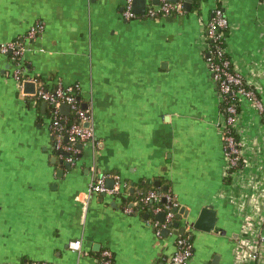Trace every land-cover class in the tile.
<instances>
[{"label": "crops", "instance_id": "obj_1", "mask_svg": "<svg viewBox=\"0 0 264 264\" xmlns=\"http://www.w3.org/2000/svg\"><path fill=\"white\" fill-rule=\"evenodd\" d=\"M124 4L0 0V45L23 41L28 77L47 88L79 85L96 138L66 169L52 150L47 107L33 103L37 84L26 82L21 93L14 64L0 53V264H101L104 250L112 264H165L178 229L159 238L151 224L159 215L125 212L157 182L189 217L207 205L217 213L212 232L176 220L183 235L190 229L191 264H264L250 258L264 255V0H223L227 52L262 105L241 101L235 129L243 166L232 174L206 61L215 1L131 21L121 17ZM37 23L44 31L27 40ZM102 177L106 187L120 182V193H88ZM75 240L81 252L70 250Z\"/></svg>", "mask_w": 264, "mask_h": 264}, {"label": "built area", "instance_id": "obj_2", "mask_svg": "<svg viewBox=\"0 0 264 264\" xmlns=\"http://www.w3.org/2000/svg\"><path fill=\"white\" fill-rule=\"evenodd\" d=\"M186 0H177L175 3L169 0H158V5H149L146 7L144 14H138L134 11V0H125L124 8L121 17L125 21L137 20L147 18L150 20L163 19L165 17H172L184 13V3ZM215 6L212 10V18L208 21L206 27V42L207 51L211 47L209 39L215 42L214 48L206 56L209 70L211 72L213 81L218 91L220 103L229 95L240 102L242 100H251L262 109L256 92L254 90L246 89L243 85L245 79L235 69L229 57L226 47L227 35L224 30L230 29V24L223 6V0H214ZM44 31V25L37 23L30 28L26 34V39L32 41L36 39ZM25 51L23 41L14 40L0 45V53L9 57L14 64L13 78L17 82L19 90L24 94V86L26 82H34L37 84L36 93L33 95V103H45L49 114L47 116L49 123V132L51 138L54 137L52 150L54 152H64L66 156H62L65 162L71 166L76 165L79 155L81 153L80 146L86 145L90 142H95V129L92 125L91 111L84 108L79 98V85L62 86L58 85L53 89L47 88L45 84L32 80L27 75V68L25 66ZM211 53L213 56H211ZM228 56V57H227ZM233 65V66H232ZM247 83V82H246ZM27 96V95H26ZM63 105L69 106V114L75 118V122L69 127H66L68 115L61 113ZM227 113L223 114L224 119L218 124L219 130L222 134L224 154L226 156L227 172L231 167H237L241 162L240 155V141L235 138L232 131L236 132L240 111L234 104L227 107ZM231 129V131L229 130ZM237 134V132H236ZM106 178L102 177L91 183L88 187L90 194H109L111 196L120 193V182H116L112 189H108L105 185ZM163 201L164 207L157 206L153 209L154 215L164 214V220L152 221L151 224L155 228L157 237L161 238L163 231L171 229L176 222V209L179 210L178 204L174 196L170 192H158L150 190L145 195L139 197L130 207L125 208L128 214L140 213L143 206L150 203ZM187 230V229H186ZM190 231V229H189ZM189 231L187 234L178 237L175 243V251L169 257L165 264H191L194 256V247ZM69 248L73 252H81L82 241L75 240L69 244ZM260 257H264L261 253H253L250 258L258 261ZM113 256L110 251L104 250L101 256V264H112ZM26 264H44L40 262H32Z\"/></svg>", "mask_w": 264, "mask_h": 264}, {"label": "water", "instance_id": "obj_3", "mask_svg": "<svg viewBox=\"0 0 264 264\" xmlns=\"http://www.w3.org/2000/svg\"><path fill=\"white\" fill-rule=\"evenodd\" d=\"M169 1L175 3L177 0H169ZM153 3L156 5L159 4L158 0H154ZM191 3H192V0H186L184 5H183L184 10L191 11ZM146 4H147L146 0H134V11L138 14H144ZM26 88H27L26 89L27 92H32V93L34 92L32 85L28 84V85H26ZM83 107L86 108L85 105H83ZM45 109H46V104L43 103L42 104V111L45 112ZM69 112L70 111H69L68 105H63L61 107V113L62 114L68 115ZM81 147L82 146H80V148ZM58 155L66 156L67 154L60 151L58 153ZM52 162L55 164L56 158H53ZM65 167H66V169L72 168V166L69 163H65ZM58 172H59L58 176H61L64 171L60 170ZM106 184H107L108 188H112L114 185V181L112 179H109V180H107ZM155 186H156V188H160V183L157 182ZM175 211L177 212L176 220H180L181 218H184L185 222H186V227L189 225L193 229L199 230V231H204V232L214 231L216 224H217V221H218L217 213H216V211L212 205H207V206L201 208L198 213H195V214L193 213V215H191L190 217H189V211H185V209H179V210L176 209ZM158 219L160 222H162L164 220V214L163 213L160 214L158 216ZM173 227L178 229L177 230L178 231V234H177L178 237L183 236V233L186 230V227L185 228L183 227V229L179 228V223H177V222H175L173 224ZM169 233H170V229H166L163 231L164 236L169 235Z\"/></svg>", "mask_w": 264, "mask_h": 264}, {"label": "trees", "instance_id": "obj_4", "mask_svg": "<svg viewBox=\"0 0 264 264\" xmlns=\"http://www.w3.org/2000/svg\"><path fill=\"white\" fill-rule=\"evenodd\" d=\"M200 2H201V0H193V9H198ZM211 18H212V13H211V17H210V19H211ZM228 30H229V29L224 30L225 35L228 34ZM208 41H209L211 47L214 48V46H215V42H213V40H211V39H209ZM211 47L209 48L208 51H206V55L209 54V52L213 50V49H211ZM211 56H213L212 53H211ZM227 57H228V56H227ZM228 58H230V57H228ZM232 66H233V65H232ZM243 86H244L246 89L254 90L251 86H249V85L246 83V81L244 82V85H243ZM254 91H255V90H254ZM231 104H234V105L237 107V110L240 111V102H239L237 99H235V98H233V97H231V96H229V95L224 99V101H222V102L220 103L221 111H222L224 114H226V113H227V110H226V109H227V107H228L229 105H231ZM48 114H49V108L47 109V113H46L45 116H48ZM74 122H75V118H74L72 115H71V116L68 115V119H67L66 127H69V126H70L71 124H73ZM229 130L231 131L230 128H229ZM232 133H233V135L235 136V138H236L237 140H239V138H238V134H236V132H234V131H232ZM53 140H54V137L51 138V142H52V144H53V142H54ZM58 153H59V152H54V154H58ZM242 163H243V162H242V159H241V162H240V164H239L237 167H231V168L228 170L229 174H232V173H234L238 168H241V167L243 166ZM56 167H57V166H56ZM227 182L229 183L230 180H227ZM152 190H156V191L162 193V191H160V190H158V189H156V188H153ZM143 195H145V194H143ZM141 196H142V195H141ZM138 199H139V198H137V200H138ZM135 202H136V201H135ZM130 204H131V201H130V202H129V201L126 202V206H130ZM157 206L164 207V206H165V203L161 200L159 203H158V202L150 203V204L147 205V206H143L142 204H140V207L142 208V211H140V213H141L142 215H145V214L152 215L151 213H153V212H152L153 209H154L155 207H157Z\"/></svg>", "mask_w": 264, "mask_h": 264}]
</instances>
